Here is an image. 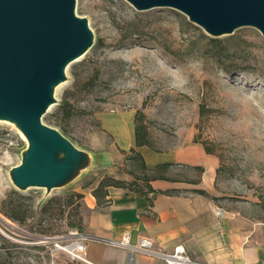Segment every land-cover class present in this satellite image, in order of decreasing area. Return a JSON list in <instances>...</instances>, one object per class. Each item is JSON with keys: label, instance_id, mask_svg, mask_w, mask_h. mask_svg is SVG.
Returning <instances> with one entry per match:
<instances>
[{"label": "rangeland", "instance_id": "374dc122", "mask_svg": "<svg viewBox=\"0 0 264 264\" xmlns=\"http://www.w3.org/2000/svg\"><path fill=\"white\" fill-rule=\"evenodd\" d=\"M76 13L87 18L94 43L68 66L43 123L95 154L116 147L139 185V164L125 160L132 154L118 147L116 127L128 122L133 133L141 121L156 152L192 136L218 161L212 200L264 221V36L241 27L212 38L177 10L138 11L125 0H76ZM25 146L17 130L0 122V209L12 199L29 210L23 224L0 213V264H76L61 247L74 240L91 188L107 176L94 166L43 200L44 190L17 191L7 171ZM199 174L183 167L170 173L192 180Z\"/></svg>", "mask_w": 264, "mask_h": 264}, {"label": "water", "instance_id": "95a60500", "mask_svg": "<svg viewBox=\"0 0 264 264\" xmlns=\"http://www.w3.org/2000/svg\"><path fill=\"white\" fill-rule=\"evenodd\" d=\"M135 10L167 7L218 38L241 27L264 36V0H125ZM94 43L76 0H0V122L17 130L26 146L7 171L20 192L63 189L97 165L98 155L76 147L43 123L57 104L56 89L70 64Z\"/></svg>", "mask_w": 264, "mask_h": 264}, {"label": "crops", "instance_id": "0c3cea01", "mask_svg": "<svg viewBox=\"0 0 264 264\" xmlns=\"http://www.w3.org/2000/svg\"><path fill=\"white\" fill-rule=\"evenodd\" d=\"M119 127L122 128L119 130ZM119 127L114 132L116 143L126 151L134 147V132L129 131L128 122ZM135 149L148 169L170 164L167 179L150 180L152 191L145 187L142 192H136L126 187L108 186L99 197L100 203L90 193L82 218L83 232L105 238L128 233L131 243L139 237H148L168 252L182 246L193 260L205 264H264V221H254L212 200L218 161L207 154L200 143L187 136L177 146L163 152L145 146ZM97 155L96 166L102 168L106 176L125 183L132 180L122 168L124 155L116 147ZM173 167L200 168V174L193 180L173 177L170 175ZM85 258L92 264H165L144 255L132 257L124 249L94 242L87 244Z\"/></svg>", "mask_w": 264, "mask_h": 264}, {"label": "trees", "instance_id": "16d2710c", "mask_svg": "<svg viewBox=\"0 0 264 264\" xmlns=\"http://www.w3.org/2000/svg\"><path fill=\"white\" fill-rule=\"evenodd\" d=\"M216 40V39H211ZM61 107H65L68 105L67 101L64 99V101L60 104ZM134 147H131L129 149L130 154H132V157L126 156L125 160H129V158H133L136 160L139 164L140 171H141V181L143 182L142 185L137 184L138 177L135 176L134 172H130L129 175L134 178V181L125 183L123 181L115 180L111 177H103L102 180L99 182L98 186L93 190L92 195L96 198V201L100 203L99 197L103 195L104 189L108 186H114V187H126L130 190L136 191V192H142L143 187L147 189V191H152L149 181L154 179H167L166 173L171 166L170 164H159L155 166L153 169H148L146 167L145 161L141 154L136 151L135 148L138 147H150L148 138H147V131L146 127L141 121L135 120L134 121ZM63 134V133H62ZM194 142H197L194 140ZM201 145L204 148V151L207 154H211L210 150L205 147L204 144L201 143ZM197 170L200 168H196ZM78 197H81V195H77ZM28 208L24 207L22 203H20L18 200H8L4 201L2 205V209H0V213L7 217L8 219L17 222L19 224H23L28 216ZM79 231H82L81 225L77 227Z\"/></svg>", "mask_w": 264, "mask_h": 264}, {"label": "built area", "instance_id": "2783aa9c", "mask_svg": "<svg viewBox=\"0 0 264 264\" xmlns=\"http://www.w3.org/2000/svg\"><path fill=\"white\" fill-rule=\"evenodd\" d=\"M71 235L74 240L61 249L78 263L92 264L85 258V250L88 243L94 242L124 249L132 257L137 254L144 255L152 259H159L165 264H205L193 260L182 246H176L168 252L155 245L154 241L148 237H139L135 243H131L128 233H123L118 238H105L83 231H75Z\"/></svg>", "mask_w": 264, "mask_h": 264}]
</instances>
